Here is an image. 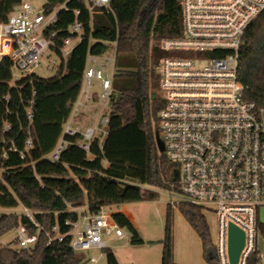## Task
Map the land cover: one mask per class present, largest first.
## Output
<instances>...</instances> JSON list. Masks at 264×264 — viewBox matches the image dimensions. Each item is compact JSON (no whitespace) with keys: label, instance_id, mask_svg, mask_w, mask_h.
<instances>
[{"label":"trees","instance_id":"trees-1","mask_svg":"<svg viewBox=\"0 0 264 264\" xmlns=\"http://www.w3.org/2000/svg\"><path fill=\"white\" fill-rule=\"evenodd\" d=\"M182 1L110 0L107 6H96L90 12L84 0H46L49 10L67 2L68 9L60 10L52 27L58 31L57 43L71 35L66 29L75 20L83 25L82 38L69 54L66 66L51 78L33 74L13 83L11 62L3 60L0 209L25 206L34 212L39 225L23 213L1 212L0 241L20 225L37 232L38 240L30 250L0 244V264H82L83 257L71 247L69 236L50 241L54 226L62 233L70 230L66 221L78 217L74 207L86 205L95 211L100 206L156 199L155 188L179 190L170 181V173L178 164L170 161L157 143L161 139L158 113L164 104L158 67L168 54L161 48V40L182 34ZM20 2L0 0V21L7 20ZM110 54H115L116 68L103 146L95 140L87 153L69 145L60 161L43 159L55 147L80 94L88 56ZM239 76L246 86V99L264 107V12L246 32ZM29 137L32 146L25 151ZM21 151H25L24 157ZM178 209L200 237L204 258L219 264L202 208L181 202ZM173 211L169 203L161 264H179L174 259ZM113 217L131 234L132 243L143 242L125 213L114 212ZM258 229L264 235L263 223ZM103 251L107 264H120L114 250L106 247ZM261 261L257 250L247 264Z\"/></svg>","mask_w":264,"mask_h":264},{"label":"built area","instance_id":"built-area-1","mask_svg":"<svg viewBox=\"0 0 264 264\" xmlns=\"http://www.w3.org/2000/svg\"><path fill=\"white\" fill-rule=\"evenodd\" d=\"M84 1L90 12L110 2ZM182 7V34L161 40V48L171 54L165 55L158 67L164 100L158 113L161 140L166 156L180 169L177 182L183 196L173 205L188 202L216 213L218 237L214 244L219 264H230L229 224L243 229L245 245L237 264H247L258 250L259 211L264 207V107L246 99L239 71L246 32L264 12V0H183ZM62 9H68L67 2L49 10L45 3L38 7L35 0H21L8 19L0 21V66L5 58L10 60L13 83L33 74L39 76L34 69L42 65L56 74L66 66L69 54L82 38L83 25L75 20L66 29L71 35L57 43L58 31L52 27ZM51 56L59 62L50 61ZM45 58L51 63L45 64ZM111 58L115 54L88 56L80 94L55 147L43 159L60 161L69 145L87 153L95 140L103 146L112 88V77H104V71ZM94 80L99 91L94 90ZM93 109L100 112L98 119L90 117L82 122L81 117ZM28 117L32 118L31 109ZM77 136L78 140L71 139ZM31 146L29 137L25 151ZM25 151H21L22 157ZM19 208L20 212L0 209V213H23L39 225L31 209ZM74 210L77 219L66 221L70 230L62 233L54 226L50 241L69 236L71 247L79 252L103 250L112 239H131L114 219L112 206L90 211L82 205ZM126 216L131 220V215ZM16 231L19 248L30 250L35 246L37 232L31 233L24 225ZM91 261L96 263L97 258L91 257Z\"/></svg>","mask_w":264,"mask_h":264},{"label":"rangeland","instance_id":"rangeland-1","mask_svg":"<svg viewBox=\"0 0 264 264\" xmlns=\"http://www.w3.org/2000/svg\"><path fill=\"white\" fill-rule=\"evenodd\" d=\"M46 0H35V4L38 7ZM171 53H168L169 55ZM106 56H111L106 55ZM52 57V58H51ZM50 61L59 62V59L55 56H51ZM48 58L44 59V63H51ZM116 59L111 58L104 71V77L111 78L115 72ZM104 63V61H102ZM35 73L41 78H51L56 75L54 69H46L42 66L34 69ZM94 90L99 91L100 86L98 81L93 82ZM100 112L97 109H93L89 112L88 116H91L93 121L98 119ZM82 120V119H81ZM165 152V151H163ZM173 186L180 188V183L171 182ZM158 192V197L153 200L139 201L128 203L125 207L128 211L132 212L135 217V226L143 239L142 243H132L130 239L116 240L112 239L107 241L108 247L119 253L120 264H161L162 260V248L161 240L165 236L166 215L167 206L169 203L173 205V202H180L183 196L175 188L160 189L155 188ZM123 208V206L121 207ZM173 236H174V250L177 253L178 259L189 264H196L195 256L197 253V238L198 235L191 227L189 222L182 215L178 207L173 205ZM20 212V208L14 209ZM207 219V223L210 229L211 238L213 243L217 242L218 237V217L212 210L204 211ZM259 220L264 224V207L259 211ZM17 231L12 229L1 238V242L6 243L14 248H19L16 243ZM257 247L261 254L262 261L264 263V235L259 231L257 236ZM80 256L83 257L82 264H107L106 255L103 250L91 249L87 251H79ZM91 257H96L97 262H92ZM183 264V263H181Z\"/></svg>","mask_w":264,"mask_h":264},{"label":"water","instance_id":"water-1","mask_svg":"<svg viewBox=\"0 0 264 264\" xmlns=\"http://www.w3.org/2000/svg\"><path fill=\"white\" fill-rule=\"evenodd\" d=\"M155 97V94L153 95ZM158 147L161 151H164V142L158 139ZM180 180V169L174 167L170 173V181L177 182ZM245 245V232L237 225L230 223L228 227V255L230 264H237Z\"/></svg>","mask_w":264,"mask_h":264},{"label":"crops","instance_id":"crops-1","mask_svg":"<svg viewBox=\"0 0 264 264\" xmlns=\"http://www.w3.org/2000/svg\"><path fill=\"white\" fill-rule=\"evenodd\" d=\"M88 64V62H87ZM91 116H88V115H85V116H82L81 119H82V122H85L88 118H90ZM128 203H125V204H121L119 206H112V209L115 211V212H123V213H126L128 215H131V221L132 223L135 225V217L133 216L132 212L128 211L127 209H125L124 206H126ZM123 206V208H121ZM204 212V211H203ZM136 227V226H135ZM195 231V230H194ZM198 235V234H197ZM197 253H196V256H195V262L196 264H212V263H209L205 258H204V254H203V246H202V242H201V239L200 237L198 236L197 238ZM115 254L117 255V258L119 260V253L118 251H114ZM174 259L177 263L181 264H189L188 262H183L182 260L178 259L177 257V253L175 252L174 250Z\"/></svg>","mask_w":264,"mask_h":264}]
</instances>
